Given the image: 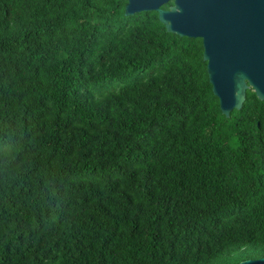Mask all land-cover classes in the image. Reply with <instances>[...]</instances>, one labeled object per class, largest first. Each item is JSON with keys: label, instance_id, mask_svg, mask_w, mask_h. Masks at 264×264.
Here are the masks:
<instances>
[{"label": "trees", "instance_id": "trees-1", "mask_svg": "<svg viewBox=\"0 0 264 264\" xmlns=\"http://www.w3.org/2000/svg\"><path fill=\"white\" fill-rule=\"evenodd\" d=\"M126 2L0 0V264L264 257V100Z\"/></svg>", "mask_w": 264, "mask_h": 264}, {"label": "water", "instance_id": "water-1", "mask_svg": "<svg viewBox=\"0 0 264 264\" xmlns=\"http://www.w3.org/2000/svg\"><path fill=\"white\" fill-rule=\"evenodd\" d=\"M124 13L154 10L166 31L201 38L208 81L226 117L252 88L264 100V0H126ZM238 264H264V257Z\"/></svg>", "mask_w": 264, "mask_h": 264}, {"label": "rangeland", "instance_id": "rangeland-1", "mask_svg": "<svg viewBox=\"0 0 264 264\" xmlns=\"http://www.w3.org/2000/svg\"><path fill=\"white\" fill-rule=\"evenodd\" d=\"M102 88H103V86H102Z\"/></svg>", "mask_w": 264, "mask_h": 264}]
</instances>
